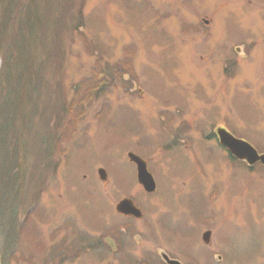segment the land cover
<instances>
[{
  "label": "rangeland",
  "instance_id": "374dc122",
  "mask_svg": "<svg viewBox=\"0 0 264 264\" xmlns=\"http://www.w3.org/2000/svg\"><path fill=\"white\" fill-rule=\"evenodd\" d=\"M55 6L65 59L51 60L49 76L73 104L71 129L45 184L31 188L36 218L11 264H159L161 251L188 264H264V166L230 158L214 137L224 127L264 153V0ZM86 79L105 90L85 94ZM129 152L147 161L154 192ZM124 197L142 209L140 221L119 215ZM101 235L121 252H65Z\"/></svg>",
  "mask_w": 264,
  "mask_h": 264
},
{
  "label": "trees",
  "instance_id": "16d2710c",
  "mask_svg": "<svg viewBox=\"0 0 264 264\" xmlns=\"http://www.w3.org/2000/svg\"><path fill=\"white\" fill-rule=\"evenodd\" d=\"M55 4L58 0H0L1 264H11L10 256L16 259L17 242L35 220L39 205L35 203L40 196L30 191L36 189L34 182L38 187L45 184L54 166L52 156L71 129L67 120L73 104L63 89L53 93L52 73L49 76L51 60L65 59L63 20L56 18L61 9ZM103 82L94 85L86 79L85 94H99L105 90ZM5 249L10 251L7 257Z\"/></svg>",
  "mask_w": 264,
  "mask_h": 264
},
{
  "label": "water",
  "instance_id": "95a60500",
  "mask_svg": "<svg viewBox=\"0 0 264 264\" xmlns=\"http://www.w3.org/2000/svg\"><path fill=\"white\" fill-rule=\"evenodd\" d=\"M2 65V58L0 52V69ZM218 139L222 145L228 148L231 155L240 161L246 162L250 167L261 163L264 166V153H261L252 143L249 141L236 137L231 131L224 127H219L216 131ZM129 160L137 166V178L139 183L143 186L147 193H152L156 190V180L153 174L149 171L147 162L134 152L128 153ZM102 180L107 179V172L104 168L99 170ZM118 213L126 216H133L135 218H141L143 213L141 209L135 204L132 198L122 199L116 206ZM203 239L206 243L210 241V232L204 234ZM107 243L113 244L108 240ZM117 251L118 248L114 247ZM162 258L169 264H182L179 260L171 259L165 253L161 251Z\"/></svg>",
  "mask_w": 264,
  "mask_h": 264
},
{
  "label": "flooded vegetation",
  "instance_id": "af4514ba",
  "mask_svg": "<svg viewBox=\"0 0 264 264\" xmlns=\"http://www.w3.org/2000/svg\"><path fill=\"white\" fill-rule=\"evenodd\" d=\"M214 137L217 139L216 141H217V145H218V147L220 148V149H222L223 151H226L228 154H229V157L230 158H232L233 156L231 155V153H230V151L228 150V148L227 147H225L224 145H222V143H220V141H219V139H218V136H217V134L216 133H214ZM233 158H235V157H233ZM145 160V159H144ZM146 161V160H145ZM147 162V161H146ZM136 165V164H135ZM147 166H148V164H147ZM149 169V168H148ZM150 171V170H149ZM151 172V171H150ZM145 190V189H144ZM146 191V190H145ZM124 198H131V197H124ZM124 198H122V199H124ZM121 199V200H122ZM134 201V200H133ZM139 207V206H138ZM140 208V207H139ZM141 209V208H140ZM141 211H142V209H141ZM142 213H143V211H142ZM119 215H122L123 217H125V218H133V219H136V220H138V221H140L143 217H144V214L142 215V217L141 218H135V217H133V216H126V215H123V214H121V213H119ZM207 232H210V241L207 243V244H209L210 242H211V235H212V231H206L205 233H207ZM102 237L101 238H99V239H97V243L95 242V243H90L89 245H87V242L84 240V239H82V238H80L76 243L74 242L73 244L75 245V246H72L71 244V246H69V247H67V248H70V251H68L67 250V248L65 249V252L66 253H68L69 254V256L71 257V258H76V257H80V256H82L83 254H88V253H95L96 255H99L101 258L102 257H104V256H106V255H116V254H119L120 252H121V247L119 246V244H118V242H117V240L114 238V239H112L109 235H101ZM107 236H109V237H107ZM204 236V235H203ZM203 236H202V238H203ZM107 238H109V239H112V242H113V244H109V243H107V241H106V239ZM111 241V240H110ZM203 241H204V239H203ZM71 243V242H70ZM78 243V244H77ZM77 244V245H76ZM204 244H206V242L204 241ZM114 247H117L118 248V250L117 251H115L114 250ZM120 247V248H119ZM90 250H93V251H90ZM71 253V254H70ZM168 256H169V258H171V259H176V260H179L182 264H188L187 262H184L180 257H178V256H176V255H173L172 253L170 254V253H167V252H165ZM73 254V255H72ZM81 254V255H80ZM80 255V256H79ZM143 259V258H142ZM145 259V258H144ZM159 259H160V261H159V264H169L167 261H165L163 258H162V256L160 257L159 256ZM147 260V259H146ZM149 261V260H148ZM142 261V263L141 264H151V261ZM194 262V261H193ZM140 263V262H139ZM189 264H191V263H189ZM193 264V263H192ZM197 264V263H196Z\"/></svg>",
  "mask_w": 264,
  "mask_h": 264
},
{
  "label": "bare ground",
  "instance_id": "6f19581e",
  "mask_svg": "<svg viewBox=\"0 0 264 264\" xmlns=\"http://www.w3.org/2000/svg\"><path fill=\"white\" fill-rule=\"evenodd\" d=\"M236 136V135H235ZM237 137V136H236ZM238 138H240V137H238ZM246 140V139H245ZM257 165V164H256Z\"/></svg>",
  "mask_w": 264,
  "mask_h": 264
}]
</instances>
